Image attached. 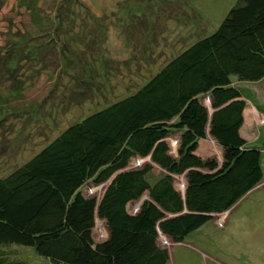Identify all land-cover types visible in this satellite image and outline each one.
<instances>
[{
	"label": "trees",
	"instance_id": "trees-1",
	"mask_svg": "<svg viewBox=\"0 0 264 264\" xmlns=\"http://www.w3.org/2000/svg\"><path fill=\"white\" fill-rule=\"evenodd\" d=\"M18 6L30 24L11 30L0 46V81L13 100L27 92L34 65L40 74L60 65L53 86L77 78V69L84 80L96 74L104 59V18L79 0H18ZM45 37L49 47L33 44ZM263 78L264 0H238L214 33L136 93L70 125L0 177V264H46L21 258L12 246L32 248L48 264H168L161 235L182 243L264 181V141L251 145L241 135L251 96L238 85ZM208 138L220 147L221 160L199 156ZM155 166L162 175L151 183ZM89 185L103 187L102 196L86 195ZM98 222L106 237L97 242Z\"/></svg>",
	"mask_w": 264,
	"mask_h": 264
},
{
	"label": "rangeland",
	"instance_id": "rangeland-1",
	"mask_svg": "<svg viewBox=\"0 0 264 264\" xmlns=\"http://www.w3.org/2000/svg\"><path fill=\"white\" fill-rule=\"evenodd\" d=\"M5 1L0 11V46H4L6 34H12L11 30H24L31 20L26 9L18 6V0H7L6 4ZM79 1L104 18L108 28L104 36H100L104 59L97 61L95 75L89 70L92 74L84 80L77 69V78H65L55 86L50 77L57 75L60 65L47 73L42 68L44 73L41 74L38 72L40 65H34L31 74L35 77L18 100L11 98L0 81V91L4 94L0 97V177L8 176L28 162L70 125L136 93L174 57L214 33L238 0ZM88 30H84L85 35ZM49 39L45 37L33 44H43L46 48L52 44ZM80 48V51L85 49ZM51 54L54 53L47 55ZM106 58L112 63L106 65ZM36 67L39 68L34 73ZM249 87L260 97L264 108V84ZM40 104L43 106L39 108ZM33 108L39 109L32 112ZM248 108L250 118L247 117L242 134L247 141H252L261 132L264 135V117L258 107L248 104ZM24 109L31 111L21 113ZM256 145L261 146L262 142ZM198 154L222 158L216 147ZM150 160L141 161L143 164ZM139 165L140 160L133 163L134 168ZM262 167L264 171V151ZM161 175L162 170L155 166L149 178L151 183ZM181 183L184 187L185 180L179 178L177 186L181 187ZM103 191V187L90 185L84 189L86 195L99 198ZM147 198L145 195L143 199ZM95 236L97 242L106 237L104 225L97 224ZM159 240L170 250L168 264H264V181L228 215L215 217L182 243L173 245L162 235ZM10 251L32 263L48 264L32 248L12 246Z\"/></svg>",
	"mask_w": 264,
	"mask_h": 264
},
{
	"label": "crops",
	"instance_id": "crops-1",
	"mask_svg": "<svg viewBox=\"0 0 264 264\" xmlns=\"http://www.w3.org/2000/svg\"><path fill=\"white\" fill-rule=\"evenodd\" d=\"M238 83V82H237ZM245 84H248L249 86L250 85H263L264 84V78L259 81V82H253V83H238V85L242 86L244 89L248 90L249 91V94L251 96V101H248V104H251L252 106L254 107H258V111L260 112V114L264 117V108L262 107V104H261V100H260V97L257 96V94L252 91L251 87L249 86H245ZM247 109L249 110V108L247 107ZM247 109L245 110V113H244V118H245V122L247 121V117L250 118V116H248V112H247ZM245 125V123H244ZM244 127V126H243ZM264 128V127H263ZM243 130V128H242ZM242 130H241V135L243 136L242 134ZM263 132H261L257 137H255V139H253L252 141L248 140L249 144L251 145H256V142L259 143L262 141V138H263ZM245 138V136H243ZM210 139V140H209ZM247 140V139H246ZM207 142V144H206ZM213 147H216L219 151V153L222 155V151L220 149V147L218 146V144L212 139V138H208L206 140H203L200 142V147L198 149V152L200 153H208V151L210 150H213ZM211 148V149H210ZM220 149V150H219ZM215 150V149H214ZM217 152V151H216ZM205 154H199L200 157H202L203 159H206L208 157L204 156ZM221 160V158H220ZM244 200V199H243ZM238 206V205H237ZM236 206V207H237ZM235 208V207H234Z\"/></svg>",
	"mask_w": 264,
	"mask_h": 264
},
{
	"label": "built area",
	"instance_id": "built-area-1",
	"mask_svg": "<svg viewBox=\"0 0 264 264\" xmlns=\"http://www.w3.org/2000/svg\"><path fill=\"white\" fill-rule=\"evenodd\" d=\"M176 145H177V142L174 141V143H173V149L176 147ZM141 164H142V161L140 160V165H141ZM140 165H139V166H140ZM135 209L138 210V209H139V206H136ZM137 210H135V211H137ZM98 225H103V223H102V222H99ZM164 238H165V237H164Z\"/></svg>",
	"mask_w": 264,
	"mask_h": 264
},
{
	"label": "water",
	"instance_id": "water-1",
	"mask_svg": "<svg viewBox=\"0 0 264 264\" xmlns=\"http://www.w3.org/2000/svg\"><path fill=\"white\" fill-rule=\"evenodd\" d=\"M146 200V199H143L139 205H141L143 203V201ZM231 212V210L227 213V215ZM104 225V224H103ZM95 234V233H94Z\"/></svg>",
	"mask_w": 264,
	"mask_h": 264
}]
</instances>
